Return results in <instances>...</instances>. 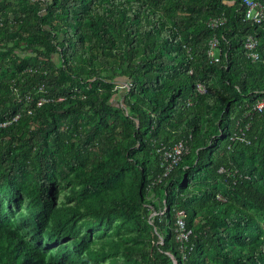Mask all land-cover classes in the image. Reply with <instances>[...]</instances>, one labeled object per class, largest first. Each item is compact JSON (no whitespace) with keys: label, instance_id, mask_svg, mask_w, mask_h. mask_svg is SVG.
I'll use <instances>...</instances> for the list:
<instances>
[{"label":"trees","instance_id":"1","mask_svg":"<svg viewBox=\"0 0 264 264\" xmlns=\"http://www.w3.org/2000/svg\"><path fill=\"white\" fill-rule=\"evenodd\" d=\"M245 12L244 0L0 1V138H10L0 154V264H124L119 241L95 250L74 228L53 252L39 247L45 235L54 243L68 233L61 169L87 171L72 196L95 218L88 231L124 214L153 230L148 250L128 248L131 261L264 264V113L249 130L244 117L264 100V21H245ZM215 18L226 21L212 28ZM249 36L258 61L247 55ZM214 38L218 62L208 54ZM119 79L129 88L117 108ZM15 91L29 94L31 108ZM240 129L250 144L235 139ZM180 140L189 152L155 183L157 146ZM179 211L191 231L185 259Z\"/></svg>","mask_w":264,"mask_h":264},{"label":"rangeland","instance_id":"2","mask_svg":"<svg viewBox=\"0 0 264 264\" xmlns=\"http://www.w3.org/2000/svg\"><path fill=\"white\" fill-rule=\"evenodd\" d=\"M1 1V0H0ZM18 53L26 54V51L23 49H17ZM25 51V52H24ZM0 52H7V49L0 51ZM9 55V54H8ZM9 59V57L7 58ZM119 84L116 87V94L112 96L111 102H113L117 108L123 107L122 101L124 99V96L126 92L128 91L129 84L124 81V79H119ZM15 98L21 103H24V109L27 110V108H31L32 101L30 100L29 94L22 95L20 92L15 91ZM23 99H25L23 101ZM43 101V99H41ZM39 102V101H38ZM64 129L66 128L65 125H63ZM31 130H35L36 126L32 125L30 127ZM78 137L74 136V139H77ZM10 138L4 137L0 138V154H3L4 151L7 150L8 147H10ZM19 144L16 142L15 145L19 146ZM94 152L103 157V152L100 149V146L94 147ZM138 158L141 157L140 155H137ZM152 161V159H151ZM87 166L98 168L97 164L94 163L88 164ZM74 169H77L75 167ZM60 177L57 181V188L59 189V198L57 200L58 206L64 205L67 206L69 211V226L67 228L68 233L62 234L54 243L49 240L48 235H45L43 242L39 245V247L44 250L47 253L53 252L58 244L70 241L73 239V236L70 234L71 228L78 229L80 231V238H84L86 242H88L91 246V248L95 250H100L101 248H104L107 250L110 245L107 243L109 240H115L119 241L122 244V248L118 252V254L115 256L116 259L122 260L124 264H141L137 262L136 260H129L130 253L128 252V248H138V249H144L148 250L150 248L149 238H151L153 230L150 227H146L144 224L142 225H135L131 222V218L133 216L124 214L120 217H107L105 218V224L101 226H94L91 231H88L84 227V222L87 221H95V218L89 215L87 213L86 209L83 207L78 208V205L76 204V201L73 199L72 194L75 192L76 188L80 187L83 181V175L87 174V171L84 169L82 171V174L78 175L76 171H68L67 173L64 172L62 169L59 171ZM66 176V177H62ZM156 198V197H155ZM28 203V199L24 201V210H26V206ZM157 204L160 203L157 201ZM18 213V210L16 211ZM134 212L142 215L143 210H135ZM156 211L152 210L150 214V219H153L154 216H156ZM18 217V216H16ZM17 229L18 231L28 240L33 241L32 239V233L31 229L25 227L21 221L18 222ZM156 232V230H154ZM160 243H162V239L160 240ZM114 259V257L108 259L106 261V264H110V262Z\"/></svg>","mask_w":264,"mask_h":264},{"label":"built area","instance_id":"3","mask_svg":"<svg viewBox=\"0 0 264 264\" xmlns=\"http://www.w3.org/2000/svg\"><path fill=\"white\" fill-rule=\"evenodd\" d=\"M246 6L245 12V21H252L256 24H261L264 21V6L262 3L256 0H244ZM225 18H215L211 19L209 26L212 28H217L219 25L225 22ZM210 48L208 51L209 58L211 62L219 61V49H218V40L214 38L210 41ZM258 40L254 36H249L245 42V48L247 50V55L253 61L260 60V55L257 52ZM198 93H205L206 87L203 84L197 85ZM39 104H42V100L39 101ZM189 105H192V101H188ZM264 113V100H260L256 103H249L245 111L244 117L249 119L248 124L246 125V130H249L251 126V120L257 116ZM235 139L242 142L250 144V140L246 137L245 131L240 129V132L236 135ZM189 152L188 140H180L179 142L169 145V144H160L157 146L156 154L159 159L160 167L163 170L162 175L155 183H159L162 179L168 177L173 170L181 163L183 157ZM224 169H221L220 172H224ZM219 200H224L220 195L217 196ZM175 232L177 241L181 245V252L183 253V258L185 259L186 250L188 249V242L190 240L191 231L187 229L185 221V212L179 211L177 213V219L175 224Z\"/></svg>","mask_w":264,"mask_h":264}]
</instances>
